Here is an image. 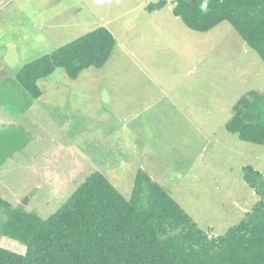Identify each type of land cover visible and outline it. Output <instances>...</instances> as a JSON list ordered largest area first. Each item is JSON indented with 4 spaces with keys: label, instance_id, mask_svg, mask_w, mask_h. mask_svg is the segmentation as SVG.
Listing matches in <instances>:
<instances>
[{
    "label": "rangeland",
    "instance_id": "374dc122",
    "mask_svg": "<svg viewBox=\"0 0 264 264\" xmlns=\"http://www.w3.org/2000/svg\"><path fill=\"white\" fill-rule=\"evenodd\" d=\"M158 1L0 0V126L34 136L0 166L12 207L46 219L95 171L130 199L140 168L213 236L260 200L244 168L264 175V144L226 124L243 95L264 94V61L229 21L199 32L174 15L175 0L148 10ZM98 26L117 40L106 65L78 79L58 68L32 98L18 71Z\"/></svg>",
    "mask_w": 264,
    "mask_h": 264
},
{
    "label": "trees",
    "instance_id": "16d2710c",
    "mask_svg": "<svg viewBox=\"0 0 264 264\" xmlns=\"http://www.w3.org/2000/svg\"><path fill=\"white\" fill-rule=\"evenodd\" d=\"M174 2V15L193 30L207 32L229 21L264 61V0ZM167 4L160 0L147 8ZM116 44L113 32L98 26L26 64L17 80L36 100L43 93L41 79L58 68L71 79L90 67L102 68ZM226 129L243 141L264 144V94L252 90L243 95ZM244 179L260 200L238 224L214 236L142 168L130 199L95 171L46 219L0 197L7 212L1 235L25 246L12 250L0 242V264H264V175L248 165Z\"/></svg>",
    "mask_w": 264,
    "mask_h": 264
},
{
    "label": "water",
    "instance_id": "95a60500",
    "mask_svg": "<svg viewBox=\"0 0 264 264\" xmlns=\"http://www.w3.org/2000/svg\"><path fill=\"white\" fill-rule=\"evenodd\" d=\"M33 134L27 131L24 126L8 124L0 126V166L15 153L22 151L33 139Z\"/></svg>",
    "mask_w": 264,
    "mask_h": 264
}]
</instances>
